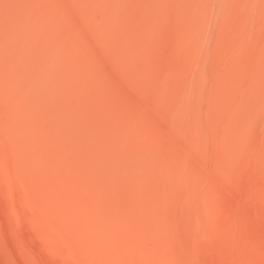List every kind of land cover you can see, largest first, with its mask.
Returning <instances> with one entry per match:
<instances>
[{
	"label": "rangeland",
	"instance_id": "374dc122",
	"mask_svg": "<svg viewBox=\"0 0 264 264\" xmlns=\"http://www.w3.org/2000/svg\"><path fill=\"white\" fill-rule=\"evenodd\" d=\"M231 262L264 264V0H0V264Z\"/></svg>",
	"mask_w": 264,
	"mask_h": 264
},
{
	"label": "bare ground",
	"instance_id": "6f19581e",
	"mask_svg": "<svg viewBox=\"0 0 264 264\" xmlns=\"http://www.w3.org/2000/svg\"><path fill=\"white\" fill-rule=\"evenodd\" d=\"M187 159V158H186ZM197 162H198V160H196ZM211 162H212V168L208 171L207 170V172H204L201 176H199V177H197L198 178V180H200L201 181V183H200V185L202 184V187L204 188V190H207V191H211V192H214L216 189H219L218 187L219 186H223L222 188L223 189H226L224 186H229L228 184H230L229 182H228V179H231L232 180V173L231 172H229V170H228V168L227 167H225L221 162H220V160H217V159H213V160H211ZM199 164H201L200 162H198ZM201 166H202V164H201ZM210 167V166H209ZM227 175H231V177H227ZM234 175V174H233ZM166 176V175H165ZM164 176V177H165ZM174 178V177H173ZM177 177H175V181L179 178H177ZM227 178V179H226ZM187 179V178H186ZM169 180H171V178H169ZM178 181V180H177ZM198 184V183H197ZM171 185V184H170ZM192 187V186H191ZM203 190V191H204ZM227 190V189H226ZM202 191V193H204ZM206 193V192H205ZM240 213V212H239ZM239 213H237L236 214V219H238L237 217H238V214ZM195 218V217H194ZM193 218V219H194ZM194 221V220H193ZM238 222H239V220H237ZM195 222L196 221H194L193 223L195 224ZM238 224V223H237ZM196 225V224H195ZM196 228V227H195ZM239 229V228H238ZM197 232V231H196ZM195 235H197V233L195 234ZM236 235V234H235ZM196 237V236H195ZM197 239V238H196ZM197 241V240H196ZM236 246V245H235ZM237 247V246H236ZM235 250H236V248H235ZM234 253H235V251H234ZM232 255H234L233 254V252H232ZM233 258H235V257H233ZM232 260V259H231ZM230 260V261H231ZM231 264H232V262H231Z\"/></svg>",
	"mask_w": 264,
	"mask_h": 264
}]
</instances>
